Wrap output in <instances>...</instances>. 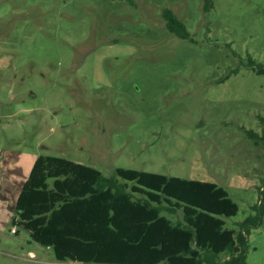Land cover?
Listing matches in <instances>:
<instances>
[{"label":"rangeland","instance_id":"1","mask_svg":"<svg viewBox=\"0 0 264 264\" xmlns=\"http://www.w3.org/2000/svg\"><path fill=\"white\" fill-rule=\"evenodd\" d=\"M205 4L0 0V264H82L11 223L39 155L216 182L235 230L262 202L244 264H264V144L245 133L263 128L264 74L246 63L264 67V0Z\"/></svg>","mask_w":264,"mask_h":264},{"label":"trees","instance_id":"2","mask_svg":"<svg viewBox=\"0 0 264 264\" xmlns=\"http://www.w3.org/2000/svg\"><path fill=\"white\" fill-rule=\"evenodd\" d=\"M162 15L170 32L190 37L170 8ZM246 65L264 74L253 58ZM260 120V133L245 130L257 145L264 144V117ZM259 208L262 202L235 230L225 227V218L237 214L238 204L216 182L122 167L105 176L64 157L39 155L17 196L11 223L51 247L58 261L244 264Z\"/></svg>","mask_w":264,"mask_h":264},{"label":"built area","instance_id":"3","mask_svg":"<svg viewBox=\"0 0 264 264\" xmlns=\"http://www.w3.org/2000/svg\"><path fill=\"white\" fill-rule=\"evenodd\" d=\"M13 231H14V229H13Z\"/></svg>","mask_w":264,"mask_h":264}]
</instances>
